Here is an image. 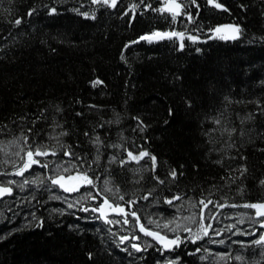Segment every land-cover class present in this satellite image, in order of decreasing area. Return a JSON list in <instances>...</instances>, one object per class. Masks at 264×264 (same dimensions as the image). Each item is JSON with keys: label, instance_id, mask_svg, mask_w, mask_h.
Returning a JSON list of instances; mask_svg holds the SVG:
<instances>
[{"label": "trees", "instance_id": "trees-1", "mask_svg": "<svg viewBox=\"0 0 264 264\" xmlns=\"http://www.w3.org/2000/svg\"><path fill=\"white\" fill-rule=\"evenodd\" d=\"M218 2L227 11L207 0H196L199 8L185 0L194 21L182 15L173 23L169 13L145 8H160L162 0H118L114 8L92 0H0V183L17 182L13 195L0 199V264H264V246L251 243L258 237L242 233L248 224L258 229L256 209L240 206L264 202V0ZM16 19L22 23L15 25ZM223 23L240 27L237 39L212 35ZM172 30L185 33L183 49L179 38L133 43ZM96 80L102 83L93 87ZM232 128L229 136L225 129ZM61 131L68 134L59 142L49 138ZM96 136L100 145L92 142ZM24 137L56 148L57 155L36 157L47 168L34 165L24 176L10 175L16 169L4 161L21 165ZM60 145L87 158L84 169L94 186L65 192L51 183L58 174L76 175L62 171L68 161L80 163L63 155ZM141 150L157 157L155 171L148 158L124 166L109 162ZM25 179L30 183L21 191ZM89 193L124 204L151 228L158 229L149 219L175 220L170 227L179 223L177 232L158 230L184 242L165 250L139 233L143 249L136 251L119 239L137 232L136 217H130L133 230L120 216L121 225L104 222L83 209L96 205ZM174 195L182 198L171 207L164 200ZM201 200L212 203L204 208ZM188 216L195 220L182 223ZM201 225H211L207 236ZM194 234L202 239L192 243Z\"/></svg>", "mask_w": 264, "mask_h": 264}, {"label": "snow or ice", "instance_id": "snow-or-ice-1", "mask_svg": "<svg viewBox=\"0 0 264 264\" xmlns=\"http://www.w3.org/2000/svg\"><path fill=\"white\" fill-rule=\"evenodd\" d=\"M208 4L217 8V9H223L224 11H227L226 8H224V6L218 2V0H207ZM93 4H102V5H106L108 7L114 8L117 6L118 0H92ZM141 3H143V0H141ZM190 3L194 6H196L197 8H199V5L196 3V0H190ZM138 7V5H132L130 8V11H132L133 13H135L136 8ZM187 7V4L185 3V0H162V6L160 8H152L151 5H146L145 8L147 9H151L152 11H157L160 12L161 14L163 13H169L171 15V20L173 23L177 22L178 17L184 15L186 17V19L188 20L189 23H192L194 21V17L191 15V13H186L185 12V8ZM35 11V9L31 10L28 15H32L33 12ZM75 11L79 12L78 9H76ZM56 12V9H51L50 10V14H54ZM83 15L86 18H92L94 19L95 16H89L88 13H83ZM15 25H20L22 23L21 19H16L15 20ZM227 27L231 30V35L228 36H220L221 39H237L241 29L238 25L236 26H224ZM215 33H221L223 31L222 27H217L215 29L212 30ZM173 38H179L180 40V48L183 49L184 44H183V40L185 38V33L184 32H177L175 30L172 31H153L149 34H145L139 37L138 41H134L133 43H138L139 41H146L148 43H153V42H158L160 40H164V39H173ZM188 39L192 40L193 42L196 41V37L194 36H188ZM125 47H129V45H125ZM121 59H124L123 55L121 56ZM102 81L100 80H96L92 82V86L96 87L97 85L101 84ZM225 100H228L227 97H225ZM229 103H231V101H229ZM220 116H223V113L220 114ZM212 122L215 125H220L221 124V119L220 117H212ZM35 123V122H34ZM57 127H59V125H56ZM143 130V128L141 129ZM216 129H212V131H215ZM31 131V130H29ZM225 131L228 132L229 136H231L232 132H235L236 129L232 128V129H225ZM68 133L61 131L58 135L55 136H50V139H55L59 142V137L60 136H66ZM85 135H88L87 133H85ZM24 142L25 145L27 147V150L25 151L24 148H22L20 151H23L25 153V157H20V152H16L13 155L20 157L22 163L19 167H16V163L14 161H4V163H11L13 168H15L16 170L12 173H9L10 175H16V176H24L25 172H28L29 170L32 169V167L34 165H39L41 167L47 168L49 165L47 163H41L40 160L36 159V157H45V156H56L57 155V150L56 148H52L50 147L48 144H29L28 143V138L24 137ZM94 144L96 145H100L102 143L101 138L99 136L95 137V140L92 141ZM11 143H15V141L11 142ZM61 148H64V152L63 155L71 157L75 160H79L80 163H73L72 160L68 161V164L70 165V167H63L62 171L64 173H71L73 170L76 171V175H68L67 177H65L62 174H58L56 175L52 180L51 183L53 185H57L59 186L63 191L65 192H73V191H78L79 187L82 185H89V186H94V181L93 178L90 177L88 175V170L84 169V164L83 162L87 159L86 157H78L77 154L73 151L70 150V146H64V145H60ZM111 147H119V145H111ZM229 147H231V145H229ZM0 151H4L3 148H0ZM261 151H264V149H261ZM5 155H8V153L6 152ZM127 160H117L116 156H112L110 158V163H114V162H119L121 164V166H124L125 164H127L130 161L139 163L142 159L144 158H148L151 160L152 162V171L156 170V166H157V157L155 155H152L150 152H148L147 150H141L138 154H133L131 151L127 152ZM243 159V157H241ZM100 160V153H99V147H97V155L95 157V160L93 161L94 163H98ZM217 163H220V161H217ZM61 168V165L57 164V170L59 171ZM241 173V175H244L247 172V168L241 167L240 169H238ZM182 175V173H180ZM169 175L172 177L173 180H175L177 178V171L176 169H172L169 173ZM154 179L157 180V182L159 184H163L165 181L161 180L158 176H154ZM66 181H79V184H76L74 186H66ZM30 183L29 180L25 179L23 181V183L18 184V187L20 188L21 191L24 190V186L26 184ZM31 183H35V181H31ZM17 184L16 181H12L9 180L6 182V184H0V199H2L5 196H11L13 195V188L11 187V185ZM259 184L261 186H264V179H261L259 181ZM105 191H110V189H105ZM117 191H119V189H117ZM154 191V189L152 190ZM152 194V192L150 191L148 193V195L142 197L143 199L147 200L148 197ZM89 197L91 198V193H89ZM182 197L179 195H174L171 198H165L164 202L167 203L169 206L171 207H175L174 201L176 200H180ZM120 199L123 200L124 197L120 196ZM131 204H134L135 201H131ZM200 204L203 205L204 208L208 207V204H211L212 201L208 200L207 203L204 200L199 201ZM233 207H236L237 205H231ZM242 207L245 208H251V209H256V217L257 218H261L264 217V202L262 203H246L243 205H240ZM69 207H71V205H69ZM111 208L114 212H119V213H124V209L122 207H120L119 205H113L109 202V200L107 198H105L103 200V203L99 205L98 208H94L93 211L96 212H100L103 215V210L105 208ZM193 207H195V205H193ZM131 215L133 217H136V213L132 212ZM0 216H3V213L0 212ZM203 218V217H202ZM138 219V218H137ZM189 219L191 220H195V216L190 217ZM127 221H125L126 223ZM149 224H155L156 228L158 229H168L169 231L172 232H177L178 229L180 228L179 225H177L176 227H170L171 224L175 223V220H171L168 221L167 223H157L156 221H153L151 219L148 220ZM260 226L262 229H264V221H260ZM201 227L203 228V232H204V236L208 235V228L211 227V225H208L207 227H204L203 225H201ZM184 231L187 232H191L190 228L185 227L183 229ZM140 231L143 232L146 236H150L153 239H155L157 242L161 243L163 248L165 250H174V247H178L180 244H182L184 242V240L181 239V237L179 235H176L174 238L169 239L166 235H161V233L159 231H153L151 229L146 228L144 225L140 226ZM249 235H257L256 232H251L248 233ZM135 239H139L138 237H134ZM127 237H123L121 238L122 242L124 240H126ZM187 239V238H185ZM202 237L199 234H194L193 238L191 239L192 243H196L197 241L201 240ZM219 243L223 244L224 241L221 240L219 241ZM251 243L258 245V246H264V233H261L258 237V239L252 241ZM132 247L136 250V251H141V248L136 245L133 244ZM200 248L196 249V252H199ZM262 255H264V253H262ZM201 259H204V257H201ZM220 259H225L224 255L220 256ZM236 260H240V261H244V257L243 256H236L235 257Z\"/></svg>", "mask_w": 264, "mask_h": 264}, {"label": "water", "instance_id": "water-1", "mask_svg": "<svg viewBox=\"0 0 264 264\" xmlns=\"http://www.w3.org/2000/svg\"><path fill=\"white\" fill-rule=\"evenodd\" d=\"M0 184H1V183H0ZM11 187H12V186H11ZM12 188H13V187H12ZM105 198H107V199L109 200V202H110L111 204H113L114 206H115V205H119L120 207H122V208L124 209V213L114 212L111 208H107V207L103 210V215H102L100 212L93 211L94 208H98L99 205L103 203V200H104ZM91 201H98V203H96V205H94V204H89V205H87L86 208L83 206V209H84V210L91 209L93 212L97 213V214L100 216V218H101L104 222H111V221H112V219H111L112 216H120V217H121V220L124 222L125 225H128V224H129L130 217L132 216L131 213L134 212V211H130L128 208H126V207L124 206V204H122V203H116V202H114L113 200L109 199V198L106 197V196H103L101 200H98V197H96V196H92V197H91ZM135 213H136V212H135ZM255 213H256V212H255ZM255 217H256V215H255ZM137 218H138V219H137ZM125 221H127V222L125 223ZM260 221H264V219H262V220H260ZM260 221L258 222L257 226H258V228H260V229L262 230L261 233H264V229H262L261 226H260ZM135 223H136V231H137V232H136V233H123V234H120V235H119V239H120V240H121V238H123V237H127V239L124 240L123 242H122V240H121V243H124V242H126V241H130L131 246H132L133 244H136V245H138V246L141 248V251H142L143 246H142L141 243L139 242V239H135V238H134V237H138V238H139V235H138L139 233H140L141 235H145L143 232L140 231V226H141V225H144L146 228L151 229V230H153V231H159V232L161 233V235H166L169 239L174 238L173 236H169V235H167L166 233L162 232L161 230H158V229H155V228H151V227L146 226L144 223H142V221H141L140 218L137 216V214H136V220H135ZM257 230H258V229H255L254 232H257ZM148 237H150V236H148ZM150 238L153 239L152 237H150ZM153 240L156 241L155 239H153ZM156 242H157V241H156ZM158 243H159V242H158Z\"/></svg>", "mask_w": 264, "mask_h": 264}, {"label": "rangeland", "instance_id": "rangeland-1", "mask_svg": "<svg viewBox=\"0 0 264 264\" xmlns=\"http://www.w3.org/2000/svg\"><path fill=\"white\" fill-rule=\"evenodd\" d=\"M236 26V24H234V23H223V24H219V25H217L216 27H214L213 29H215V28H217V27H222L223 28V31L221 32V33H215V32H213L212 31V35H214V36H218V37H220V36H228V35H231L232 33H231V30L229 29V28H227V27H224V26ZM212 29V30H213ZM19 148V147H18ZM18 151V150H17ZM191 216H188V217H184V218H182L181 219V222L182 223H190V222H192V220L191 219H189ZM111 219H112V221L114 222V223H116V224H118V225H121V220L118 218V217H116V216H112L111 217ZM240 221H244V220H242V219H240ZM180 222V223H181ZM225 223L224 224H226V225H230V224H232L233 222H234V220L233 221H231V219L229 220V221H224ZM179 223H177V225H178ZM129 225H130V228L129 229H127V230H133V223L131 222V220H129ZM247 226V225H246ZM248 226L250 227V229H244L243 231H242V233H244V234H246V235H248V233H251V232H253V229L255 230V227H253V225H251V224H248ZM260 231H262V230H260ZM259 235H260V232H258V234L256 235L257 237H259ZM217 253H221V252H217ZM219 256H221L222 254H218Z\"/></svg>", "mask_w": 264, "mask_h": 264}, {"label": "flooded vegetation", "instance_id": "flooded-vegetation-1", "mask_svg": "<svg viewBox=\"0 0 264 264\" xmlns=\"http://www.w3.org/2000/svg\"><path fill=\"white\" fill-rule=\"evenodd\" d=\"M94 203H98V201H93ZM121 218V217H120ZM257 218V217H256ZM258 219V222L260 221V220H262V219H264V217H261V218H257ZM258 229H260V228H258ZM262 232V231H261Z\"/></svg>", "mask_w": 264, "mask_h": 264}, {"label": "bare ground", "instance_id": "bare-ground-1", "mask_svg": "<svg viewBox=\"0 0 264 264\" xmlns=\"http://www.w3.org/2000/svg\"><path fill=\"white\" fill-rule=\"evenodd\" d=\"M140 241V240H139ZM146 248V247H145Z\"/></svg>", "mask_w": 264, "mask_h": 264}]
</instances>
